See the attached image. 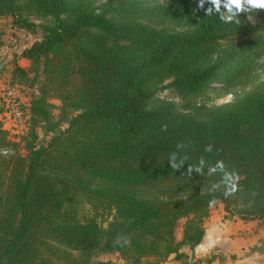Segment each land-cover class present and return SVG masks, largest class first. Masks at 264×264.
I'll return each instance as SVG.
<instances>
[{"label":"trees","instance_id":"trees-1","mask_svg":"<svg viewBox=\"0 0 264 264\" xmlns=\"http://www.w3.org/2000/svg\"><path fill=\"white\" fill-rule=\"evenodd\" d=\"M198 3L0 0L13 26L41 30L19 54L30 66L18 54L10 64L12 83L40 82L26 152L0 116V264H161L173 253L202 264L180 247L201 242L217 200L243 219L264 218V78L203 117L155 95L170 87L185 99L242 82L264 57V19L225 22ZM160 186L168 194L146 193ZM101 215L112 217L105 225ZM107 252L117 260L97 259Z\"/></svg>","mask_w":264,"mask_h":264},{"label":"rangeland","instance_id":"rangeland-1","mask_svg":"<svg viewBox=\"0 0 264 264\" xmlns=\"http://www.w3.org/2000/svg\"><path fill=\"white\" fill-rule=\"evenodd\" d=\"M107 0H96V4H101ZM159 1V0H153ZM162 1V0H160ZM237 16H240L244 19H247L250 23H257L264 19V9L253 10L251 12H244ZM9 17L0 16V45H7V49H0V95L2 96L1 104L2 110L0 111V116L4 120L5 126L10 131V136L12 139L19 140V149L22 152H26L24 143L31 137V129L33 123L30 116V106L31 100L38 94H40V82L35 81L32 84L29 83H12V76L10 74L11 62L13 57L18 54V48H22L25 37H22L19 33L9 29L10 25L5 20L9 21ZM141 18L150 22L158 27H168L174 28V23H172L167 18H162L158 14H142ZM6 22V23H5ZM40 22V19H39ZM176 29H181V26L175 25ZM8 28V29H7ZM7 29V30H6ZM32 33L31 38L35 41L41 37V30H29ZM31 64V61H30ZM30 64L28 66H30ZM264 57L260 59L252 72V76L249 79H246L242 82L231 84L227 87H217L209 89L199 95L192 96L189 98H183L177 91L167 87L157 90L156 96L162 100L172 101L180 109H185L190 112L197 114L198 116H205L208 108L217 107L223 105L227 102H231L237 97H240L247 91L254 88L260 80L264 78ZM250 77V76H249ZM169 79H165L164 83H167ZM163 83V84H164ZM49 100L53 102L51 107L53 115L56 119H59L61 122V128H65L68 123L63 117L62 104L63 102L58 97L57 94H51ZM38 134L39 140L48 138L50 133L46 134L45 131L38 125L35 126ZM166 187H156L152 190L147 191L150 195L161 196L168 194V190H165ZM188 190V189H185ZM88 212V209H83V212ZM112 215L108 217L99 216V219L104 218V224L106 225L108 220L111 219ZM185 217L181 218L177 223L176 230L179 232L181 226L185 222ZM97 259H102L105 262L116 261V254L114 253H101L98 255Z\"/></svg>","mask_w":264,"mask_h":264},{"label":"crops","instance_id":"crops-1","mask_svg":"<svg viewBox=\"0 0 264 264\" xmlns=\"http://www.w3.org/2000/svg\"><path fill=\"white\" fill-rule=\"evenodd\" d=\"M11 20H5L8 24L4 25H10L9 29L13 30ZM20 52L18 62L28 67L31 60L21 57ZM176 237L179 241L183 239V225L179 232L176 230ZM180 250L195 260L202 258V264H264V218L243 219L227 212L224 202L217 200L211 205L205 220V234L201 242L194 248L182 244ZM213 255L212 260L205 259ZM161 264H182V261L173 253Z\"/></svg>","mask_w":264,"mask_h":264},{"label":"clouds","instance_id":"clouds-1","mask_svg":"<svg viewBox=\"0 0 264 264\" xmlns=\"http://www.w3.org/2000/svg\"><path fill=\"white\" fill-rule=\"evenodd\" d=\"M205 3L209 4L206 9L204 8ZM198 8L203 10L206 16H211L215 12L220 14L221 20L231 22L234 17L241 13L264 9V0H199ZM206 150L211 151V146ZM4 154L7 155V152ZM217 166L223 167V162H218ZM172 167L177 168V165L173 164ZM233 188L235 189V185H233ZM130 243L129 240L128 244Z\"/></svg>","mask_w":264,"mask_h":264},{"label":"built area","instance_id":"built-area-1","mask_svg":"<svg viewBox=\"0 0 264 264\" xmlns=\"http://www.w3.org/2000/svg\"><path fill=\"white\" fill-rule=\"evenodd\" d=\"M162 1H163V0H162ZM13 31H15L16 33H19L22 37H25V38H26V39L24 40L25 42L23 43L22 48H18V49H20L21 51H22L24 48L30 46V45L34 42V40L31 38L32 33L29 32V30H26V29H23V28H18V27L13 26ZM7 48H8L7 45H0V49H1V50H5V49H7Z\"/></svg>","mask_w":264,"mask_h":264}]
</instances>
